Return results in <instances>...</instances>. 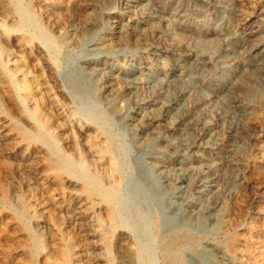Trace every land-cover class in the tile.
Returning a JSON list of instances; mask_svg holds the SVG:
<instances>
[{
  "label": "rangeland",
  "instance_id": "374dc122",
  "mask_svg": "<svg viewBox=\"0 0 264 264\" xmlns=\"http://www.w3.org/2000/svg\"><path fill=\"white\" fill-rule=\"evenodd\" d=\"M7 1L0 26L31 37L52 72L64 120L55 145L101 176L116 226L106 247L103 204L16 139L15 124L30 123L0 87V264H52L65 244L70 264H121L120 241L133 264H164L174 236L189 237L175 264H264V0H81L96 7L95 26L80 25L78 11L57 29L38 0ZM123 17L131 24L118 30ZM8 50L11 78L23 68L38 93ZM23 203L31 212L21 216Z\"/></svg>",
  "mask_w": 264,
  "mask_h": 264
},
{
  "label": "bare ground",
  "instance_id": "6f19581e",
  "mask_svg": "<svg viewBox=\"0 0 264 264\" xmlns=\"http://www.w3.org/2000/svg\"><path fill=\"white\" fill-rule=\"evenodd\" d=\"M38 3L42 7V15H43L48 27L50 26L52 29L58 28L59 19L63 13L74 14V13L80 11L82 14V18L80 20L78 19L76 21H79L78 23L82 26L94 27L95 24L97 23L96 22L97 16H95V14H94L95 8H96L93 6L94 4L92 6H91V4L86 5V4H83L81 0H52V1L38 0ZM0 4H1V10L3 12L6 13V12L10 11L11 8H10V5H9L7 0H1ZM6 14H8V13H6ZM11 19H12V17H11ZM129 19H126L125 17H123V18L119 19L118 21H115L114 22L115 27L117 26L118 30H119L122 27L124 28L125 25H130L131 21ZM39 29L42 32H44L46 28H44L40 25ZM19 30L20 29H17V28H8L2 24L0 26V43L2 44V46L0 48L4 54H6L9 51L8 50L9 48H11L12 51L14 50V51L19 52L24 59V62H23L25 65L24 70L26 71V69H28V74H30V75L33 74L32 76L34 78H36V80L38 79L39 82L38 81L37 82H38V86H40V87H39L38 93H36L34 87L32 86V82H30V80H27V78H26L27 73L26 74L23 73V68L18 69L19 72L20 71L22 72V75H21L22 77L21 78H19V77L15 78L14 77V79H12L13 77L11 78L10 72L13 73L12 69L15 70V68H12L11 71L10 70L8 71L3 64V61L1 59L2 56L0 54V87H1V92L4 93V95L14 105V107L19 108L22 115H24L26 120L30 123L29 124L30 129H25V128L20 127L18 125L16 126V124H15L14 132L16 135V139H19L21 142H23L26 145L27 148H29L31 150H41V151L43 150L42 152L46 153V158H45L46 167L48 168V170H50L53 173V175L57 179L61 180L62 177L66 173L71 178L73 177V178L80 180L81 184H82L81 192L86 197V199L88 201L90 200V202H94L95 200H98L101 204H103L104 215H103V213H102V215L105 216L107 226H106L104 232L102 233V236H103L102 240L105 242L106 247H110L111 246V233H112V231H114L115 226H116L115 225L116 224L115 218H114L115 215H114V211L112 209V203H113L112 195H113V193L111 190H108L109 188L105 189V187L104 188L102 187L103 185L101 184V180L99 181V178L101 177L99 174L93 173V172L92 173L87 172L85 170L80 169V167L78 168L77 165L80 164V163H78V161L80 160V157L76 158L78 161L73 160L72 157H71L72 159L67 158L68 157L67 155H66L67 157L65 158L61 154L59 149H57L58 146L55 145L56 141H55V135H54V128H58L59 126L63 125L64 120L61 121V118L57 113V107L59 106L58 103L60 102V99L58 96V91L54 90V87H53L54 85H52V83H51V85L48 83V81H50V79L53 78L51 75L52 72L50 73L48 71V67L46 65V59L44 58V56L40 55V53L37 54L35 52V47L33 46L32 38L27 36V34L26 35L22 34ZM12 36H15V38H16L14 41H13ZM65 36H66L65 32L60 31V30L57 31V38L63 39V38H65ZM115 40H117L118 43L123 41L121 36H119ZM115 40H114V42H115ZM114 44L110 39H107L103 45V49L109 51L113 48ZM9 53H7V54L9 55ZM4 58H5V56H4ZM91 69H92V67H91ZM84 71H86V70H84ZM27 101H31V106H28V108L25 107V102H27ZM19 116H21V115L19 114ZM14 121H16V120H14ZM23 122L25 123V121H23ZM70 122H71V120H70ZM24 123L22 125H24ZM253 124H256V123H253ZM27 125L28 124H26V126ZM29 125H28V127H29ZM261 141H263V140H261ZM100 145L102 146L103 144H100ZM91 147L97 153H99V155L103 156L104 154L105 155L108 154V151L105 147H103V148L100 147V149L97 145H92ZM112 151H113V149H112ZM71 154H73V153H71ZM112 162L114 163V161H112ZM113 163H112V167H111L112 171L115 170V168L112 169L114 167ZM100 166L101 165H99V167ZM103 167L104 166H102V168ZM109 173H108V175L110 176L111 173L110 174ZM105 176H107V173L105 174ZM28 187H29V185H28ZM30 212H31L30 206H28L27 203L26 204L23 203L22 214L21 213H18V214H21V216L23 214L28 215ZM102 218H104V217H102ZM188 242H189L188 236H179V237L174 236L171 239L167 240L166 243H164V245H163V251H164L163 263L164 264H175V257H176L177 249H179V247L181 245H185ZM38 245L40 246L39 242H38ZM122 245H123V243L120 241V243H118L117 251H116L117 256L119 258V261L121 262V264H133L134 261H133L131 252L126 250V248H124ZM230 245L232 246L233 242L230 241ZM71 257H72V251H71L70 245L65 244L64 248L60 249V251L58 252V256H56V258L52 261V264H70ZM107 264H112L110 259L107 261Z\"/></svg>",
  "mask_w": 264,
  "mask_h": 264
}]
</instances>
